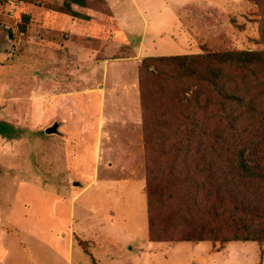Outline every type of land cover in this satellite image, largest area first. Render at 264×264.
<instances>
[{
    "label": "rangeland",
    "instance_id": "374dc122",
    "mask_svg": "<svg viewBox=\"0 0 264 264\" xmlns=\"http://www.w3.org/2000/svg\"><path fill=\"white\" fill-rule=\"evenodd\" d=\"M62 3L0 0V264H66L63 244L51 240L60 223L64 226L56 234L74 245L73 264H264V241L149 236L147 168L163 177L178 138H153V148H145L138 74L141 60L149 56L264 49V0L73 4L88 20L62 13ZM24 13L30 18L22 33L18 25ZM226 71L225 89L239 102L220 105L211 88L200 87L195 119L205 133L198 130L186 139L182 124L181 145L189 149L201 140L219 151L228 148L236 152L240 168L264 172V71L235 66ZM151 81L148 94L155 90ZM130 90L137 91V120L121 109ZM178 90L167 86L168 97L147 98V125L165 133L175 129L173 116L182 109ZM54 122L56 131L46 133ZM196 157L190 150L180 153L176 170H188L199 182L203 174ZM223 169L220 157L215 174L222 191L245 193L237 184L231 188ZM123 178L133 181L103 184ZM196 191L198 206L208 208L206 189ZM60 203L74 204V223H64ZM52 207L60 223H46ZM191 207L202 221L193 199ZM109 219L115 227L107 225ZM171 224L174 235L179 223Z\"/></svg>",
    "mask_w": 264,
    "mask_h": 264
},
{
    "label": "trees",
    "instance_id": "16d2710c",
    "mask_svg": "<svg viewBox=\"0 0 264 264\" xmlns=\"http://www.w3.org/2000/svg\"><path fill=\"white\" fill-rule=\"evenodd\" d=\"M87 0H63L58 9L74 19L88 20L89 15L77 11L72 5L85 7ZM30 16L22 14L23 24L18 25L20 32L26 31V24ZM237 67L245 72L251 68L264 71V49L240 50V51H209L203 50L197 54H170L149 56L141 60L138 66L140 96L143 112V135L145 148H153L151 141L161 138L162 141L172 136L178 138L177 146L173 148V156L164 165L163 177L153 174L151 165L147 168L145 194L147 201V224L149 236L158 240L177 241H264V195L258 197L252 195L251 191H264V172L255 170L248 165L240 168L234 161V150L225 148L219 151L214 144H205L199 140L193 148H185L181 145L182 124L185 127L186 139L192 133L198 131L205 133L195 119L197 110L201 107L197 90L200 87L211 88L219 104L225 102H239L237 96L225 89L227 79V67ZM151 79L155 90L150 94L147 92V82ZM167 86H177L179 96L178 103L182 109L175 112L173 122L177 124L170 133H165L160 128L147 125V98L159 95L161 98L168 97ZM192 90V97L187 92ZM191 91V90H190ZM181 97V100H180ZM186 102V103H184ZM252 101L247 102L250 108ZM194 108V110H193ZM191 129H188V127ZM183 127V128H184ZM184 135V136H185ZM163 144V143H162ZM166 150V149H164ZM192 151L197 155V162L202 172L201 180L198 182L189 177V171L177 172V160L180 153ZM165 154V153H164ZM231 156L230 158H227ZM222 158L227 173L224 175L231 188L236 184L242 186L245 193L239 195V191L226 192L222 190L221 183L216 178L219 158ZM244 186V187H243ZM193 188V190H190ZM206 189L205 193L210 200L208 208H201L195 201L196 190ZM180 190L181 192L177 193ZM193 192V193H191ZM194 200L195 211L199 213L202 221L198 222L192 207ZM228 205H231L229 207ZM158 210V211H157ZM165 213V215H163ZM200 213L203 216H200ZM195 215V216H194ZM166 223V224H164ZM179 223L174 235H170V228ZM218 223V224H217Z\"/></svg>",
    "mask_w": 264,
    "mask_h": 264
},
{
    "label": "crops",
    "instance_id": "0c3cea01",
    "mask_svg": "<svg viewBox=\"0 0 264 264\" xmlns=\"http://www.w3.org/2000/svg\"><path fill=\"white\" fill-rule=\"evenodd\" d=\"M52 13H49L47 16H51ZM130 62V61H127ZM122 112L124 115H127L129 117L134 118L135 120L139 119V103H138V99H137V91L135 90H130L128 91V93H125V97H124V101L122 102ZM105 109V108H104ZM106 110V109H105ZM114 113H112L111 115H113ZM133 181L131 178H123V179H109L106 181H103L104 186H110V187H117L119 185L122 184H127L129 182ZM59 208L63 209L64 213H65V222L64 223H74V219H75V206L72 203H60L59 204ZM52 212L49 215V218L47 219L46 223H50L49 220H51L52 222L59 221L60 223V219L59 215L56 213L57 210L55 209V207L51 208ZM111 212V211H110ZM24 219H27V216L24 217ZM104 224V223H102ZM107 225L110 227H115L116 225L113 223V220L109 219ZM62 226H64L63 223H60V226L57 227L56 226V232L55 234H53V239L51 238L52 241H54V244H58L59 242H61V244H63L64 249H62V258L63 260H65L66 264H73L72 262V251H74V245H72L69 241L65 240L64 237H62L60 234V236H58L56 233L62 230ZM118 228V226H117ZM133 237L135 235V233L130 234ZM25 241V239H24ZM23 241V243H24ZM55 244V245H56ZM25 245V244H24ZM58 256V255H56ZM54 257V256H51Z\"/></svg>",
    "mask_w": 264,
    "mask_h": 264
},
{
    "label": "water",
    "instance_id": "95a60500",
    "mask_svg": "<svg viewBox=\"0 0 264 264\" xmlns=\"http://www.w3.org/2000/svg\"><path fill=\"white\" fill-rule=\"evenodd\" d=\"M57 126H58V123L54 122L51 126L47 127L45 129V132L46 133H52V132H55L56 129H57Z\"/></svg>",
    "mask_w": 264,
    "mask_h": 264
}]
</instances>
